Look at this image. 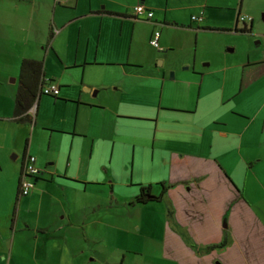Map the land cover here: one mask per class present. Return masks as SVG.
Instances as JSON below:
<instances>
[{
  "label": "crops",
  "instance_id": "crops-1",
  "mask_svg": "<svg viewBox=\"0 0 264 264\" xmlns=\"http://www.w3.org/2000/svg\"><path fill=\"white\" fill-rule=\"evenodd\" d=\"M139 3L150 21L134 16ZM224 6L0 0V264H64L65 243L77 240L70 230L88 241L85 227L110 208L118 171L134 189L130 203L140 185H168L155 204L169 261L264 264V35L239 57L219 47L214 34L246 35L254 21L239 27L238 6L232 26ZM155 30L159 48L146 53ZM23 59L42 60L59 87L57 98L39 97L30 123L14 115ZM30 155L41 174L17 200ZM225 232V247L202 251Z\"/></svg>",
  "mask_w": 264,
  "mask_h": 264
},
{
  "label": "rangeland",
  "instance_id": "rangeland-1",
  "mask_svg": "<svg viewBox=\"0 0 264 264\" xmlns=\"http://www.w3.org/2000/svg\"><path fill=\"white\" fill-rule=\"evenodd\" d=\"M219 2L226 4L227 15L231 17L232 26L234 17L237 14L238 6H242L241 15L238 16V26L246 22L247 28L251 20L253 27L251 31H246V35H234L232 33L214 34V41L222 45L235 46L236 57L240 53H244L246 49H258L262 46L256 44L257 41L263 42L264 35V0H219ZM249 16L250 21L240 20V16ZM196 21V20H194ZM147 25L144 23L138 26L139 31H144ZM119 31V30H118ZM116 36V35H115ZM146 53L151 54V46L147 44L145 48ZM154 51V50H153ZM152 51V52H153ZM172 71L169 72V76ZM50 95H45L43 98L48 99ZM54 98V97H52ZM164 108H161V110ZM259 165L255 168V172H259ZM252 172V171H251ZM112 188L108 186L107 192L112 193L111 206L108 209L95 212L93 220H90L85 231L88 235V241L84 242L83 233L81 229L72 228L70 234H75L73 242L65 243V251L68 255L64 259V264H176L169 261L163 255L162 245V230H163V213L158 209L156 202H150L147 205H131L127 202L130 191L134 189L129 188L130 185L122 186L120 183L124 179L121 172H113ZM134 185V184H133ZM132 185V186H133ZM153 194L158 193L153 184ZM134 187H137L134 186ZM128 204H125V203ZM104 220L105 224L99 221ZM149 225L151 226V235H149ZM143 227L140 230V227ZM69 234V235H70ZM79 250L77 257H71L72 252Z\"/></svg>",
  "mask_w": 264,
  "mask_h": 264
},
{
  "label": "trees",
  "instance_id": "trees-1",
  "mask_svg": "<svg viewBox=\"0 0 264 264\" xmlns=\"http://www.w3.org/2000/svg\"><path fill=\"white\" fill-rule=\"evenodd\" d=\"M241 31H249V29H242ZM46 82H53V80H46L44 77V63L42 60L37 59H23L20 63L18 74V89L15 96L14 115L19 122H32V117L29 111L32 110L37 102L39 95H42V87ZM57 98V96H52ZM158 193L153 194L152 186H138L137 194L134 196L131 205H146L150 202H160L164 199L168 189V185L158 183L155 186ZM17 193V200L19 198ZM16 200V201H17ZM167 216L173 219L174 209L171 205L167 206ZM228 243L227 232L224 238L218 244L208 245L202 248L203 252H209L214 249H221Z\"/></svg>",
  "mask_w": 264,
  "mask_h": 264
},
{
  "label": "built area",
  "instance_id": "built-area-1",
  "mask_svg": "<svg viewBox=\"0 0 264 264\" xmlns=\"http://www.w3.org/2000/svg\"><path fill=\"white\" fill-rule=\"evenodd\" d=\"M56 1L60 0H55V2ZM133 14L137 18L145 19L147 21H150L154 15L153 11L145 7L142 3L137 4L133 8ZM192 20L200 19L193 16ZM240 20L243 22L245 20L250 21L251 18L249 16L243 15L240 16ZM159 36L160 32L158 30L153 31L149 38V44L155 48H159ZM42 92L45 95L57 96L59 93V87L52 82H46V84L42 87ZM35 162L36 158L30 155L26 158V161L23 164L18 183V192L20 197L27 196L32 192L35 185L33 178H38L41 174V170L35 165Z\"/></svg>",
  "mask_w": 264,
  "mask_h": 264
},
{
  "label": "water",
  "instance_id": "water-1",
  "mask_svg": "<svg viewBox=\"0 0 264 264\" xmlns=\"http://www.w3.org/2000/svg\"><path fill=\"white\" fill-rule=\"evenodd\" d=\"M263 20H264V17H263ZM147 21V20H146ZM43 95H45V94H43ZM41 95H39L38 96V98H37V101L39 100V97H40ZM52 98V97H51ZM33 180L36 182L37 180H38V178H33Z\"/></svg>",
  "mask_w": 264,
  "mask_h": 264
},
{
  "label": "flooded vegetation",
  "instance_id": "flooded-vegetation-1",
  "mask_svg": "<svg viewBox=\"0 0 264 264\" xmlns=\"http://www.w3.org/2000/svg\"><path fill=\"white\" fill-rule=\"evenodd\" d=\"M246 32V31H245Z\"/></svg>",
  "mask_w": 264,
  "mask_h": 264
}]
</instances>
